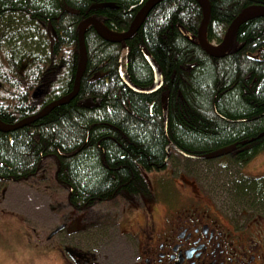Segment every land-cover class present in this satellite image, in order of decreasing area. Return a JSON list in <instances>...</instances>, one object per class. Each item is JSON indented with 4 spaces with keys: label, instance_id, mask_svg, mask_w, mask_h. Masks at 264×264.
I'll list each match as a JSON object with an SVG mask.
<instances>
[{
    "label": "trees",
    "instance_id": "1",
    "mask_svg": "<svg viewBox=\"0 0 264 264\" xmlns=\"http://www.w3.org/2000/svg\"><path fill=\"white\" fill-rule=\"evenodd\" d=\"M147 1L0 0V121L16 124L72 92L80 23L93 17L122 34ZM209 2L206 34L212 45L223 41L247 7L264 6V0ZM202 10L198 0H162L123 43L90 28L78 95L33 124L0 131V185L25 182L53 158L56 179L71 192V205L82 210L151 196L148 175L167 170L174 156L185 169L194 161L167 150L170 143L193 155L235 145L220 159L227 162L223 166L240 167L241 177L227 184L230 198L263 214L264 176L249 179L241 169L264 150V137L257 139L264 133V16L242 23L230 50L214 58L197 40ZM145 55L162 76L161 90L151 95L132 91L122 79L127 73L136 87L153 85Z\"/></svg>",
    "mask_w": 264,
    "mask_h": 264
},
{
    "label": "rangeland",
    "instance_id": "2",
    "mask_svg": "<svg viewBox=\"0 0 264 264\" xmlns=\"http://www.w3.org/2000/svg\"><path fill=\"white\" fill-rule=\"evenodd\" d=\"M49 159L36 176L25 182L0 185V264H75L69 259L70 254H63L64 246L82 257L90 254L94 259L92 264H134L127 261L128 249L135 250L139 258L137 237L141 240L142 237L138 234L130 237L127 233V238L122 240L121 235L144 224L153 203L164 205L172 199L204 200L221 212L227 225L235 224L238 230L246 229L254 217L264 220V212L250 213L252 205L231 200L228 190L241 177L240 167L234 162L223 166L219 159L194 160L185 169L174 156V163L167 170L147 176L151 196L96 202L77 210L70 203L71 192L56 179L53 158ZM242 173L249 179L264 176V150L242 168ZM158 217L159 221L155 222L160 226L162 216ZM62 225L67 227V233L58 231ZM79 230L83 232L72 235Z\"/></svg>",
    "mask_w": 264,
    "mask_h": 264
},
{
    "label": "flooded vegetation",
    "instance_id": "3",
    "mask_svg": "<svg viewBox=\"0 0 264 264\" xmlns=\"http://www.w3.org/2000/svg\"><path fill=\"white\" fill-rule=\"evenodd\" d=\"M193 188L194 185L190 183ZM187 185V184H186ZM197 195L199 191L195 189ZM148 208L144 224L136 231L127 230L137 237L139 258L129 248V262L134 264H264V220L254 218L244 230L235 224L227 225L224 216L204 200L165 201ZM163 214V215H162ZM162 223L157 226L155 220ZM138 234V235H137ZM129 242L127 243H130ZM134 247V248H137ZM182 247V249H181ZM65 251V246L63 247ZM63 251V254L65 255ZM80 258H78V257ZM83 256V255H82ZM70 258L75 264H92L87 255Z\"/></svg>",
    "mask_w": 264,
    "mask_h": 264
},
{
    "label": "water",
    "instance_id": "4",
    "mask_svg": "<svg viewBox=\"0 0 264 264\" xmlns=\"http://www.w3.org/2000/svg\"><path fill=\"white\" fill-rule=\"evenodd\" d=\"M162 0H148L140 11L137 13L135 19L133 20L129 30L121 35H114L107 31L105 27H103L99 20L96 18H88L87 20L80 23L78 29H79V62L77 66L76 76H75V82H74V88L72 92L65 98H62L60 100L54 101L50 104H48L42 111L39 113L25 118L21 121H19L16 124L13 125H5L0 122V131L1 132H13L18 129H21L23 127H26L30 124H33L34 122H37L38 120L42 119L43 117L47 116L49 113H51L55 108L68 104L71 102L77 95L81 86V81L83 79V76L85 74L86 68H87V62H88V56H87V49H86V43H85V35L88 29L93 28L100 37L103 39L114 42V43H121L128 41L131 37L134 36V34L139 30V28L142 26L144 20L146 19L147 15L151 12V10L156 7ZM203 8V18L200 24V27L197 32V40L201 47L206 51L207 54H209L211 57L214 58H222L231 48L234 37L236 35V32L240 25L248 20L251 17L254 16H264V6H257L252 5L247 7L230 25L229 29L227 30V33L224 37V40L222 43H220L218 46H211L207 43L206 40V29L209 24L210 18H211V5L209 0H198ZM181 33L188 39L192 40L189 34L181 30ZM146 60L148 64L150 65L151 69L154 73V84L150 88L141 89L133 85L126 74L123 77V82L129 87L132 91L139 93V94H145V95H151L158 93L161 89L160 82L162 80V77L160 75L159 69L156 66L154 60L146 55ZM167 121V111L166 108L164 110V124L166 125ZM264 137V133L260 134L257 139H260ZM253 142V140H251ZM249 142H243V145H247ZM168 148H173L176 152L182 154L183 156L191 159H198V160H209V159H216L220 158L224 155H227L234 151L236 149V146H230L227 148H223L217 151H213L207 154L203 155H190L185 154L180 149H178L174 144L170 143ZM68 252H72V250L68 249Z\"/></svg>",
    "mask_w": 264,
    "mask_h": 264
},
{
    "label": "bare ground",
    "instance_id": "5",
    "mask_svg": "<svg viewBox=\"0 0 264 264\" xmlns=\"http://www.w3.org/2000/svg\"><path fill=\"white\" fill-rule=\"evenodd\" d=\"M181 30H184V31H186L188 34H189V36L191 37V35H190V33L187 31V30H185L184 28H180V31ZM227 33V32H226ZM226 35V34H225ZM191 39L193 40V38L191 37ZM224 40V39H223ZM169 146V145H168ZM168 146H167V150H168Z\"/></svg>",
    "mask_w": 264,
    "mask_h": 264
}]
</instances>
